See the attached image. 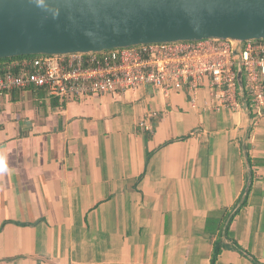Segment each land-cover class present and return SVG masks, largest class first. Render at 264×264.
Listing matches in <instances>:
<instances>
[{
    "label": "crops",
    "instance_id": "1",
    "mask_svg": "<svg viewBox=\"0 0 264 264\" xmlns=\"http://www.w3.org/2000/svg\"><path fill=\"white\" fill-rule=\"evenodd\" d=\"M211 98L1 94L0 264H264V111Z\"/></svg>",
    "mask_w": 264,
    "mask_h": 264
},
{
    "label": "built area",
    "instance_id": "2",
    "mask_svg": "<svg viewBox=\"0 0 264 264\" xmlns=\"http://www.w3.org/2000/svg\"><path fill=\"white\" fill-rule=\"evenodd\" d=\"M1 71L0 95L34 86L49 96L72 100L149 85L164 93L187 91L195 99L199 90L209 88L214 108L239 109L245 95L250 112L261 116L264 111L263 39L204 38L97 53L29 55L11 58ZM238 72L244 80L242 90ZM139 124L151 130L145 121Z\"/></svg>",
    "mask_w": 264,
    "mask_h": 264
},
{
    "label": "water",
    "instance_id": "3",
    "mask_svg": "<svg viewBox=\"0 0 264 264\" xmlns=\"http://www.w3.org/2000/svg\"><path fill=\"white\" fill-rule=\"evenodd\" d=\"M204 38L264 40V0H0V59Z\"/></svg>",
    "mask_w": 264,
    "mask_h": 264
},
{
    "label": "trees",
    "instance_id": "4",
    "mask_svg": "<svg viewBox=\"0 0 264 264\" xmlns=\"http://www.w3.org/2000/svg\"><path fill=\"white\" fill-rule=\"evenodd\" d=\"M16 58H18V57H16ZM12 59H15V58H12ZM9 60H11V59H0V72H2L1 68L4 65V63L8 62ZM221 248H222V244L216 243V245L214 247L213 257H212V264H215L217 256H218Z\"/></svg>",
    "mask_w": 264,
    "mask_h": 264
},
{
    "label": "rangeland",
    "instance_id": "5",
    "mask_svg": "<svg viewBox=\"0 0 264 264\" xmlns=\"http://www.w3.org/2000/svg\"><path fill=\"white\" fill-rule=\"evenodd\" d=\"M251 114L253 115L254 113H251ZM254 115H255V114H254ZM254 115H253V116H254Z\"/></svg>",
    "mask_w": 264,
    "mask_h": 264
}]
</instances>
